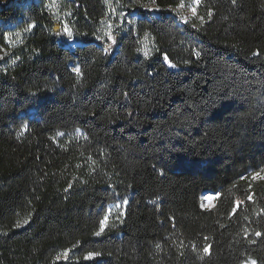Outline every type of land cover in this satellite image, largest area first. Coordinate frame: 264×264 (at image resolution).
I'll list each match as a JSON object with an SVG mask.
<instances>
[{
  "label": "trees",
  "instance_id": "obj_1",
  "mask_svg": "<svg viewBox=\"0 0 264 264\" xmlns=\"http://www.w3.org/2000/svg\"><path fill=\"white\" fill-rule=\"evenodd\" d=\"M192 1L0 7V264H264V0Z\"/></svg>",
  "mask_w": 264,
  "mask_h": 264
},
{
  "label": "rangeland",
  "instance_id": "obj_2",
  "mask_svg": "<svg viewBox=\"0 0 264 264\" xmlns=\"http://www.w3.org/2000/svg\"><path fill=\"white\" fill-rule=\"evenodd\" d=\"M66 1L67 0H23V3L29 4L33 2H43L47 11L52 15V17L56 21L57 27L59 28L61 24V27L63 28L62 32L65 33L66 35L72 36V32L69 30L67 24V18L70 16V11L65 9ZM9 2L10 0H0V7ZM109 2L110 0H106V3L109 5V15L101 23L102 26L101 32L103 36H107L109 39H111L115 36L114 34L118 32L120 27L124 26L128 14L124 11H121L120 9L118 10L117 7H113V4L112 3L109 4ZM198 4L199 2H196V0H193L191 3L188 4L181 3L171 8L172 15L179 23L184 24L196 17ZM193 9H195V11H193ZM149 10H152V12H154V7L151 6ZM32 28L33 26H30V30ZM25 31L15 30L7 34L8 42L11 43L13 41H19L23 36V34L25 33ZM71 44H72L71 47L75 46L73 44V41L70 43V45ZM154 50H155V43L152 37L149 34H147L141 41L140 53L143 56H149L153 53ZM202 196H203V202H202L203 206L211 207L214 204V200L217 194L210 192ZM122 206L123 205L121 203L111 205L110 212H113V210H120L122 209ZM253 260L254 259H249L247 262L243 264H251V261ZM256 264L258 263L256 262Z\"/></svg>",
  "mask_w": 264,
  "mask_h": 264
},
{
  "label": "snow or ice",
  "instance_id": "obj_3",
  "mask_svg": "<svg viewBox=\"0 0 264 264\" xmlns=\"http://www.w3.org/2000/svg\"><path fill=\"white\" fill-rule=\"evenodd\" d=\"M196 2H199V0H196ZM193 11H195V9H193ZM196 55H199V53H196ZM75 71L79 72V69H75ZM103 223V221L101 222ZM257 235H261L260 233H257ZM205 251H208L207 248H205ZM251 264H256V261H251Z\"/></svg>",
  "mask_w": 264,
  "mask_h": 264
},
{
  "label": "water",
  "instance_id": "obj_4",
  "mask_svg": "<svg viewBox=\"0 0 264 264\" xmlns=\"http://www.w3.org/2000/svg\"><path fill=\"white\" fill-rule=\"evenodd\" d=\"M55 28H58L57 25L55 26ZM207 193H210V191H208V190L203 191V195H204V194H207ZM213 205H214V204H213ZM213 205H212V206H213ZM212 206H211V207H212Z\"/></svg>",
  "mask_w": 264,
  "mask_h": 264
},
{
  "label": "bare ground",
  "instance_id": "obj_5",
  "mask_svg": "<svg viewBox=\"0 0 264 264\" xmlns=\"http://www.w3.org/2000/svg\"><path fill=\"white\" fill-rule=\"evenodd\" d=\"M73 44L74 45H77V44H80L79 42H76V41H73ZM72 46V44L71 45H69V47H71Z\"/></svg>",
  "mask_w": 264,
  "mask_h": 264
}]
</instances>
